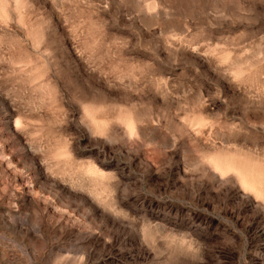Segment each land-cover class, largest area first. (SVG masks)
Returning <instances> with one entry per match:
<instances>
[{"label": "rangeland", "instance_id": "1", "mask_svg": "<svg viewBox=\"0 0 264 264\" xmlns=\"http://www.w3.org/2000/svg\"><path fill=\"white\" fill-rule=\"evenodd\" d=\"M0 264H264V0H0Z\"/></svg>", "mask_w": 264, "mask_h": 264}]
</instances>
